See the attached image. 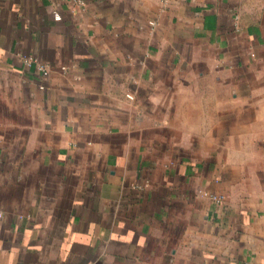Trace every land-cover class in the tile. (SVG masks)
Listing matches in <instances>:
<instances>
[{"label": "crops", "instance_id": "0c3cea01", "mask_svg": "<svg viewBox=\"0 0 264 264\" xmlns=\"http://www.w3.org/2000/svg\"><path fill=\"white\" fill-rule=\"evenodd\" d=\"M0 264H264V0H0Z\"/></svg>", "mask_w": 264, "mask_h": 264}, {"label": "built area", "instance_id": "2783aa9c", "mask_svg": "<svg viewBox=\"0 0 264 264\" xmlns=\"http://www.w3.org/2000/svg\"><path fill=\"white\" fill-rule=\"evenodd\" d=\"M55 17H56V18H59V15L56 14ZM204 194H205L206 197L211 198V199L214 200L215 202H218V203L221 202V199H220L218 196H216V195H213V194H207V193H204Z\"/></svg>", "mask_w": 264, "mask_h": 264}]
</instances>
